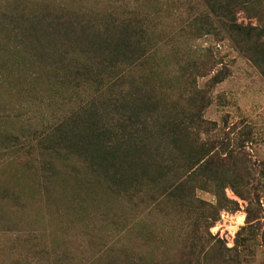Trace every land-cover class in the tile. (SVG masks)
Segmentation results:
<instances>
[{
  "label": "rangeland",
  "instance_id": "rangeland-1",
  "mask_svg": "<svg viewBox=\"0 0 264 264\" xmlns=\"http://www.w3.org/2000/svg\"><path fill=\"white\" fill-rule=\"evenodd\" d=\"M41 1L0 0V13L9 14L11 10L5 8L31 6ZM48 1L61 2L71 9H85L108 20L136 17L144 34L135 42L149 56H143L140 60L143 66L134 68V73L131 71L120 79L115 77L114 83L129 84L134 77L141 86L154 89L165 105L179 101L185 114H193L209 104L202 111L200 126L189 128L188 137L179 143V155L172 161L171 169L166 172L163 162L152 166L156 180L152 177L153 183L142 182L133 196L111 193L107 182L87 174L84 166L71 175L65 174L58 186L48 190L50 194L44 202L34 192L36 185L29 184L26 211L19 212V207L12 206L6 211L13 215V222L18 221V229L34 232L36 243H47L49 248L51 244L59 251L50 257L51 262L27 260L25 254L30 245L17 240L19 232L7 236L0 232V264H15L16 260H21L20 264H185L197 260L199 248L193 253L190 249L193 244L199 246L203 240L210 239L212 246L217 238L232 249L223 252L219 247L224 257L238 256L241 264H264V68L241 52L226 27L214 22H211L213 27L209 26L208 5L202 0ZM235 16L236 24L245 28L258 25L259 18L244 11ZM231 17L224 20L232 21ZM207 25L209 30L202 29ZM8 42L0 34V136L7 140L11 135L12 141L18 138L21 142L34 133L47 132L57 118L71 111L75 102L64 94L50 99L49 93L34 85L25 86L26 92L11 89L12 82L25 83L31 78L15 69L23 60V53L15 46L16 41ZM218 72L224 79L215 84L212 80ZM198 92L194 103L187 101L186 98ZM159 114L170 118L164 122L170 128L173 116L162 110ZM3 137H0V183L11 189L17 187L16 171L21 174L28 163L37 167L32 159L40 156L37 150L34 154L5 149L3 142L8 140ZM206 142H213V151L205 154L202 148L196 153L199 147H207ZM210 157L212 164L200 168L202 160ZM225 157L227 160L222 162ZM194 170L197 181H191L192 177L188 180L196 186L202 174L222 179L247 178L255 217L250 225H254L251 228L247 225L248 202L229 188L225 193L231 202L224 206L220 218L209 230L214 239L210 238L197 205L185 208L176 203V198L167 200V187L182 176L189 177ZM145 171L152 174L147 166ZM127 176L134 184L139 183L132 172H127ZM16 182L24 184L18 178ZM256 194L260 204L255 200ZM180 197L196 202L217 201L213 193L199 188ZM238 217L242 224H235ZM20 256L24 259H19ZM57 258L61 259L58 263Z\"/></svg>",
  "mask_w": 264,
  "mask_h": 264
},
{
  "label": "trees",
  "instance_id": "trees-1",
  "mask_svg": "<svg viewBox=\"0 0 264 264\" xmlns=\"http://www.w3.org/2000/svg\"><path fill=\"white\" fill-rule=\"evenodd\" d=\"M202 1L208 5L206 14L207 18L211 19L209 26L213 27L211 22H214L226 27L241 52L248 55L256 65L264 68V0ZM7 9L11 10L9 14L0 13V34L9 41L8 43L11 40L17 42L15 46L21 49L24 58L15 69L31 78L25 83L21 80L12 82L11 89L26 92L25 86L28 88L29 85H34L49 93L50 99L60 98V95L64 94L71 102H75L71 111L57 118L44 134L34 133L24 137L21 142L18 138L12 141L9 135L8 142H3L5 149L9 150L17 149L18 152L34 154L37 150V156L40 158L32 159L37 167L29 166L28 163L21 174L16 171L14 180L17 187L12 186L11 190L3 182L0 183V232L5 236L13 231L19 232L17 240L30 245L25 254L27 260L33 258L51 262L50 257L59 249L51 244L49 248L47 243H36L34 232L18 229V221L13 222V215L10 216L6 211V208L11 206L19 207V212L26 211L25 200L29 184L36 185L34 192L44 202L50 194L48 190L52 186H58L65 174L71 175L84 166L87 174L90 173L94 177L96 175L99 181L107 182L111 193L132 195L142 182L153 183L152 177L156 180L152 166L163 162L166 172L171 169L172 161L179 155V143L188 137L189 128L200 126L203 120L202 111L209 103L193 114H185V111H181L179 101L165 105L154 93V89L141 86L134 77L129 84L114 83L117 80L113 81L115 77L123 78L124 75H130L134 68L143 66V61L140 60L143 56H149L146 50L135 42H139L142 38L140 34H144L136 17L108 20L103 15L91 14L90 11H84L85 9H71L61 2L52 4L48 0L31 6L26 4L24 7L5 8ZM240 11L259 18L258 25L245 28L236 24L235 15ZM230 17L233 18L232 21L224 20ZM202 29L207 31L209 27L203 26ZM223 79V74L218 72L212 82L218 84ZM198 94L199 92L193 93L192 97L186 98L187 101L194 103ZM161 110L173 116L171 129L164 124L170 118L160 115ZM0 137H3L2 134ZM3 140L7 141L6 137H3ZM205 144L207 147H199L195 152L198 153L204 148L205 154H208L215 148L213 142ZM212 160V157L203 159L200 168L211 165ZM226 160L227 157L221 161ZM146 166L152 174L145 171ZM127 172H132L134 179L139 183L134 184ZM196 173L197 170H194L190 172L189 177L184 179L182 176L169 185L166 190L167 200L169 197L172 201L176 198V203L185 208L197 205V208H200L201 220L206 222L209 232L220 218L221 210L231 202L225 193L229 188L239 198L248 202L247 225L250 228L254 225H250L255 217L252 214L254 202L249 197L252 193L247 178L232 176L222 179L202 174L200 183L196 186L191 183L197 181ZM135 175L143 180H138ZM17 178L24 184L19 185ZM198 188L213 193L217 198L216 203L196 202L188 197L179 198V195ZM255 200L260 204L257 194ZM209 235L211 239L215 238L210 232ZM215 240L216 243L212 246L210 239L203 240L199 246L193 244L190 247L193 253L199 248L197 260L184 263L241 264L238 256L224 257L219 247L223 252H231L232 249L227 248L226 242L220 238ZM11 248L13 249L14 245ZM65 255L66 250L62 257ZM19 259L24 258L20 256ZM59 260L61 259L57 258L56 263ZM20 261L16 260L14 263L20 264Z\"/></svg>",
  "mask_w": 264,
  "mask_h": 264
},
{
  "label": "bare ground",
  "instance_id": "bare-ground-1",
  "mask_svg": "<svg viewBox=\"0 0 264 264\" xmlns=\"http://www.w3.org/2000/svg\"><path fill=\"white\" fill-rule=\"evenodd\" d=\"M243 223V220L240 218V217H238V221L235 223V224H242ZM231 228V227H230ZM236 229V228H235ZM238 229V228H237Z\"/></svg>",
  "mask_w": 264,
  "mask_h": 264
}]
</instances>
